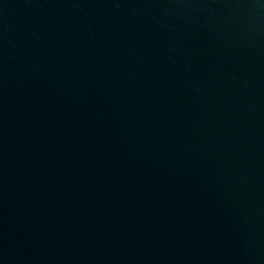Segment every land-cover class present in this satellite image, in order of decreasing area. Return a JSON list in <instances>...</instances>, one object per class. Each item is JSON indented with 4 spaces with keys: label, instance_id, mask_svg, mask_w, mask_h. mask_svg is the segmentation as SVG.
Returning <instances> with one entry per match:
<instances>
[{
    "label": "water",
    "instance_id": "1",
    "mask_svg": "<svg viewBox=\"0 0 264 264\" xmlns=\"http://www.w3.org/2000/svg\"><path fill=\"white\" fill-rule=\"evenodd\" d=\"M0 264H264V0H0Z\"/></svg>",
    "mask_w": 264,
    "mask_h": 264
}]
</instances>
